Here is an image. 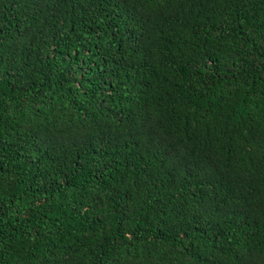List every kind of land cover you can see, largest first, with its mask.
Returning a JSON list of instances; mask_svg holds the SVG:
<instances>
[{
  "label": "trees",
  "instance_id": "trees-1",
  "mask_svg": "<svg viewBox=\"0 0 264 264\" xmlns=\"http://www.w3.org/2000/svg\"><path fill=\"white\" fill-rule=\"evenodd\" d=\"M0 264H264V0H0Z\"/></svg>",
  "mask_w": 264,
  "mask_h": 264
}]
</instances>
